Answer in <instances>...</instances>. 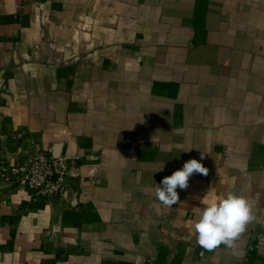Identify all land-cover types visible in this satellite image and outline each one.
Wrapping results in <instances>:
<instances>
[{"label": "crops", "instance_id": "crops-1", "mask_svg": "<svg viewBox=\"0 0 264 264\" xmlns=\"http://www.w3.org/2000/svg\"><path fill=\"white\" fill-rule=\"evenodd\" d=\"M33 152L76 170L53 200L0 182V264H264V0H0V165ZM228 193L255 219L206 250Z\"/></svg>", "mask_w": 264, "mask_h": 264}, {"label": "clouds", "instance_id": "clouds-1", "mask_svg": "<svg viewBox=\"0 0 264 264\" xmlns=\"http://www.w3.org/2000/svg\"><path fill=\"white\" fill-rule=\"evenodd\" d=\"M195 173L207 175L208 169L200 160L193 158L170 176L164 177L161 184L156 185L155 196L161 203L171 207L179 200L177 188L186 189L190 177ZM254 219L252 206L242 195L228 193L223 197L208 199L193 222L196 242L209 251L221 244L233 247Z\"/></svg>", "mask_w": 264, "mask_h": 264}, {"label": "built area", "instance_id": "built-area-1", "mask_svg": "<svg viewBox=\"0 0 264 264\" xmlns=\"http://www.w3.org/2000/svg\"><path fill=\"white\" fill-rule=\"evenodd\" d=\"M75 170L76 163L73 159L33 152L27 157L26 169L23 171L3 162L0 165V182L10 187L24 185L33 194L53 200L65 193Z\"/></svg>", "mask_w": 264, "mask_h": 264}]
</instances>
